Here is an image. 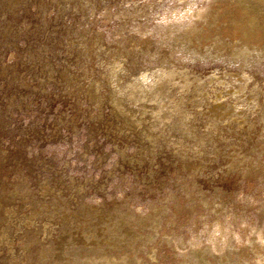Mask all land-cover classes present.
Here are the masks:
<instances>
[{
  "label": "rangeland",
  "instance_id": "rangeland-1",
  "mask_svg": "<svg viewBox=\"0 0 264 264\" xmlns=\"http://www.w3.org/2000/svg\"><path fill=\"white\" fill-rule=\"evenodd\" d=\"M0 264H264V0H0Z\"/></svg>",
  "mask_w": 264,
  "mask_h": 264
},
{
  "label": "bare ground",
  "instance_id": "bare-ground-1",
  "mask_svg": "<svg viewBox=\"0 0 264 264\" xmlns=\"http://www.w3.org/2000/svg\"><path fill=\"white\" fill-rule=\"evenodd\" d=\"M146 78H147V75H145L144 73H142V75H140V77H139V79H141V80H146Z\"/></svg>",
  "mask_w": 264,
  "mask_h": 264
}]
</instances>
